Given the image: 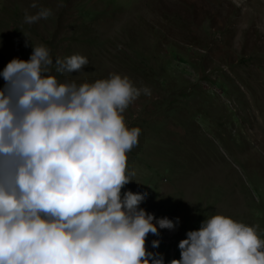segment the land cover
<instances>
[{"label": "rangeland", "instance_id": "1", "mask_svg": "<svg viewBox=\"0 0 264 264\" xmlns=\"http://www.w3.org/2000/svg\"><path fill=\"white\" fill-rule=\"evenodd\" d=\"M34 2L52 14L25 23ZM263 18L264 0H0V71L44 45L60 82L120 74L151 90L122 113L141 132L121 193H147L140 207L179 218L174 230L146 237L169 264L186 233L215 214L254 226L264 240ZM72 54L88 64L57 72L55 60Z\"/></svg>", "mask_w": 264, "mask_h": 264}, {"label": "clouds", "instance_id": "2", "mask_svg": "<svg viewBox=\"0 0 264 264\" xmlns=\"http://www.w3.org/2000/svg\"><path fill=\"white\" fill-rule=\"evenodd\" d=\"M30 7L38 10L26 11L28 24L52 14ZM87 64L81 54L55 60L59 73ZM51 65L48 48L32 45L28 60L0 71V264H165L146 237L174 230L179 218L140 207L147 193H121L133 181L127 153L141 132L122 113L151 90L120 74L60 82ZM178 248L169 264H264L255 227L224 214L206 217Z\"/></svg>", "mask_w": 264, "mask_h": 264}, {"label": "bare ground", "instance_id": "3", "mask_svg": "<svg viewBox=\"0 0 264 264\" xmlns=\"http://www.w3.org/2000/svg\"><path fill=\"white\" fill-rule=\"evenodd\" d=\"M258 12H259V11H258ZM250 15H251V14H250ZM261 15H262V14H261ZM247 16H248V15H247ZM247 16H246V17H247ZM252 16H253V15H252ZM243 17H244V16H243ZM254 17H255V16H254ZM254 17H253V18H254ZM257 17H258V16H257ZM251 18H252V17H251ZM251 18H249V19H251ZM242 19H244V18H242ZM263 19H264V18H263ZM253 20H254V19H253ZM259 20H260V19H259ZM259 20H258L257 22H259ZM254 21H256V20H254ZM260 21H261V20H260ZM252 24H253V23H252ZM255 24H256V23H255ZM259 24H260V23H259ZM259 24H258V25H259ZM263 24H264V23H263ZM242 25H243V24H242ZM242 25H241V26H242ZM244 25H245V24H244ZM247 25H249V24H247ZM260 25H262V23H261ZM241 26H240V27H241ZM245 26H246V25H245ZM257 27H258V26H257ZM246 28H247V27H246ZM244 31H245V30H244ZM244 31H243V32H244ZM259 32H260V29H259ZM260 33H261V32H260ZM262 34H263V33H262Z\"/></svg>", "mask_w": 264, "mask_h": 264}]
</instances>
